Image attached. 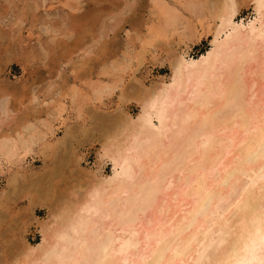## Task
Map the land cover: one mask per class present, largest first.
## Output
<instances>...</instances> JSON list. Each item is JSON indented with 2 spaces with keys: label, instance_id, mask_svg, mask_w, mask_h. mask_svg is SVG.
Masks as SVG:
<instances>
[{
  "label": "bare ground",
  "instance_id": "6f19581e",
  "mask_svg": "<svg viewBox=\"0 0 264 264\" xmlns=\"http://www.w3.org/2000/svg\"><path fill=\"white\" fill-rule=\"evenodd\" d=\"M107 1L105 5L110 6L106 7H112ZM219 1L213 14L217 22L210 48L196 57L182 50L170 63L167 82L161 80L158 87L144 86L135 91L133 97L140 110L134 121L124 109L111 121L89 110L94 124L90 122L88 126L85 120L77 127L68 124L63 132L67 139L63 141V135L62 140L56 137L53 147L45 139L54 135L52 125L42 123L41 128L25 113L31 112L26 107L32 98L36 99L30 86L20 83L0 87V112L5 115V119L0 116V171L21 160L32 150L33 143L40 142L41 151L51 148L45 157H56L52 161L56 163L55 171L70 169L77 174L78 169L72 172L70 164L78 161L81 154L72 143L83 145L95 134L101 156L97 170L102 163L111 162L109 174L94 170L81 172L78 177L70 175V171L67 174L71 177L65 176L63 170L59 174L58 170L47 172L54 167L51 163L53 166L41 175L35 173L39 182L34 175L10 172L0 192V223L4 213H10L16 205L19 210L23 206L30 218L35 217V209H46L45 220L34 218L39 226L37 244L26 239L25 224L13 220L12 227L6 225L9 230L19 225L21 230H16L21 247L18 252L14 250L17 256L10 248V257L21 258L23 264H264V0H253L255 16L246 25L232 20L238 0ZM154 6L163 14L166 26L176 21L178 13L172 7L157 0ZM117 11L123 18V11ZM133 14L128 12L129 16ZM121 17L117 20L121 21ZM83 26L79 34L76 32L78 37L91 29L87 22ZM162 33L160 28L150 27L145 42ZM53 44L52 49L59 45ZM83 44L77 43L79 49ZM101 48L98 45L97 51L101 50L99 55L103 57ZM140 50L135 53L138 63L143 59ZM62 55L60 52L57 57L63 59ZM55 71L58 72L53 66L50 75L54 76ZM107 80L92 85L94 96L90 99L101 100L102 94L117 87L123 78L118 75L116 80ZM70 95L74 98L73 87ZM14 112L20 115L11 117ZM65 177L71 178V184L67 180L63 188L60 182L66 181ZM5 236H0L2 242L11 243L15 238L11 237V241Z\"/></svg>",
  "mask_w": 264,
  "mask_h": 264
},
{
  "label": "rangeland",
  "instance_id": "374dc122",
  "mask_svg": "<svg viewBox=\"0 0 264 264\" xmlns=\"http://www.w3.org/2000/svg\"><path fill=\"white\" fill-rule=\"evenodd\" d=\"M90 1L0 0V87H5L8 85L12 86L14 84L20 83H25L28 85V87L30 86V89L32 90L31 94L34 93L33 95L36 99H33L31 97L33 103L31 104V101L28 105L29 108L26 107V110L30 109L31 112L27 110L25 113L29 114V121H31L33 124H37V126L41 128H43L42 123L47 122L52 125L54 135L49 134V136L45 139H48L47 143L53 145V147L56 137L59 140H62L64 136V128L68 124L73 125V127H77V124H79L82 120H85V124L89 126L90 122L94 120V117L92 118V121L90 119V114L92 111L94 112V114L99 116L98 118H101V116L105 115L104 117L107 116L106 120L110 118L109 121H111V119H114L115 114L117 115L118 113H121V111L124 109L128 112L130 119L134 121L140 110L139 104L133 97V94L135 95L136 93L135 91H140L144 86L149 88L158 87L161 84V80L167 82L171 75L170 63L174 61L176 56H179L182 50L186 51L187 54L185 55L189 57H196L199 53L210 48V40L212 39L215 22H217L216 18L213 15L217 10V0H157L166 3L169 7H172L178 13L176 21L167 26L165 24L163 14L158 9H156V6H154V1L156 0H118L120 1L119 4H115V2L117 3V0H109V3H111L112 6L110 8H108L110 4H107L108 7H106L107 5H105V3H108L107 0ZM92 2L95 6H97L95 8L97 14L93 9L95 6ZM98 3L102 9H108L107 15L106 12L104 14V10L99 9ZM112 4H115L116 8H114L120 10V12H124L126 10L129 12V15L133 14V12L135 14H133V16H129L128 12H122V16L123 18H125L123 21V18L119 15V11H112L114 9ZM193 5L196 8H193ZM122 8L123 10H121ZM131 9L133 12L131 11ZM108 11H111L113 13L109 14L111 12ZM86 14L88 15V17ZM73 15L75 16V18H73ZM79 15L80 17L78 21L76 20V17L78 19ZM89 16H91V20L89 19ZM254 16L255 11L253 9V0H238V9L232 16L233 22H241L242 24L246 25L249 21L253 20ZM94 17L95 19L98 18L99 21L97 20L96 22V20L93 19ZM119 17H121V21H119ZM68 18L70 22H68ZM81 19L83 23L81 22ZM72 20L74 24H71ZM84 20H86L85 24L87 22L88 27L91 28V31L89 30L88 32H83L85 35L83 34L82 37L85 36L86 38L84 39L85 42H83L85 43V45L82 43V41H84L82 40L83 38L81 36L78 37L79 35H77L79 34L81 28L84 27L83 25H85ZM77 21L78 24L76 23ZM99 22L101 25L99 24ZM53 23L55 25H53ZM57 23L60 26H58L59 30L57 27ZM47 26L49 27L47 28ZM80 26L81 28L78 30ZM100 26L101 29L99 28ZM105 27H110L111 29L109 28V30L108 28H106L105 30ZM150 27L160 28L163 33L154 38L153 41L147 43L145 41L148 38L147 34ZM92 28L95 29V35L91 34V32L93 33L94 31ZM112 30L113 32H110ZM53 31H55V33H58L56 34V36L60 37V42V39L57 38V40L56 36H54ZM59 31L61 32L59 33ZM93 35L94 37L92 38ZM108 38L109 40H107ZM156 39L158 42L156 41ZM56 42L59 43V45L57 47H55V45L54 47L62 52L63 59L61 58V56L59 58L57 57L58 54H60V52H58L59 50L57 51L55 48L52 49V46L54 45L53 43ZM60 43H62L64 47L66 46L68 50H66V48L64 49L62 47L63 45H60ZM77 43L83 44V46L80 45V48L82 47L81 49H79V45H77ZM102 44H104L103 49L101 48ZM76 45L77 48L73 49L72 47H76ZM98 45L99 48L103 50V57L100 56L101 50L99 49L100 51H97ZM140 46L146 50L141 51ZM43 48H45V51L42 52ZM107 49L113 50L110 51ZM65 50L68 51V54H66ZM139 50L140 56L141 58H143L142 62L140 63H138V61L135 59V53H137ZM94 52L98 55H95ZM107 52H110L108 53L110 56L107 55ZM44 55L45 57H43ZM54 55H56L55 59L58 67L57 64H54L55 59L52 58V56L54 57ZM94 56L95 61L93 62L92 58ZM42 60L44 62H42ZM85 60L88 64L90 63V67L89 65H86ZM48 62L52 67L48 65ZM110 65L114 66V68L110 67ZM53 66L58 70V72H54V76L50 75L49 73V71H52ZM88 68H91L90 72L87 71ZM45 69L49 70L47 71ZM59 74L61 75L59 76ZM118 75L123 78L122 83L117 82V87L112 89L110 92L103 93L101 96V100L89 98V96H94L92 85L95 82H98L99 80L105 81L106 79H108L107 81L110 82L111 79L116 80ZM39 76L41 78H39ZM71 87H73L75 90L74 98L70 97ZM18 88H20V86H18ZM45 88L48 89L46 90ZM35 92H37V96ZM123 94L127 95L125 96ZM54 99L57 100L55 101ZM37 106L38 108H41L39 111H37ZM32 107L36 110H33ZM1 108L2 101L0 99V109ZM12 109L13 107L11 106L10 110L14 111V109ZM58 110H62L61 112H59L60 114H58ZM33 112L35 113L33 114ZM18 113L16 115L15 112L14 114L11 113L10 116L17 117L18 115H20V112ZM0 116L2 117V119H5V115L3 114V112H0ZM92 123L94 124V122ZM96 136L97 134L89 137V140L84 141L83 145H77L76 142L72 143L75 150L81 155L78 161L70 164V168H72V172L78 169L80 173L78 172L76 174V172H74L73 175L70 169L67 170L65 168L67 171L61 169L66 172L65 176L69 175V173L67 174L68 171H70V175H73L74 177L78 174V176H81V172L94 170H96L97 173H111V162L109 160L105 163H102L101 167L98 169L99 171L97 170L101 156L98 149L99 142L97 141ZM65 137L66 136H64L63 141L67 139H65ZM40 145V142L33 143L32 150L27 155L22 157L21 160L17 159V162L9 164L7 167L4 166V168L0 171V192L6 184L7 175L15 170L18 171L17 173L23 172L29 175L31 174V177L34 175L37 179V182H39V179L37 178L36 174L39 176L42 171L45 172L46 168H49V166H53V164L51 165V163H54V167L49 168L51 170L47 169V172L55 171L56 163L52 161H56V157H45L51 151V148H44V150L41 151ZM63 146L64 145H62V147ZM57 152H59V149L57 150ZM62 152L63 150H61L60 148L59 154H61ZM57 170L55 171V173L57 172ZM61 170L59 169L57 173L59 174ZM43 174L45 175V173ZM33 179L34 178H30V180L32 181ZM65 179L66 181L61 180L64 181L63 183L60 182L61 185L63 184L61 186L63 188L64 183L67 182V180L69 181L68 184H71V178L65 177ZM23 204L24 203H19V205ZM75 205L77 204L75 203ZM18 208L19 206L17 205L16 207L13 206L12 210H10V213H4V215L9 219L4 216L3 222H1L4 225H0V229H3L2 231H0V236H5V234H7L6 236H8V233L10 232V237L5 236L4 239L7 238L8 240H11L13 236L15 237L13 238L14 240L12 239L13 241L11 240V243L6 242L7 240H3L2 242L1 239L3 237H0V264H23L21 258L16 257L14 259L10 257L12 252H9L10 248H12L13 254H16L15 256H17V252L21 247L20 240L18 239V237H16V234L21 231L19 229V225L25 224V227H27L26 239L28 241H30L32 244H37L40 242V235L38 232L39 226L36 224L34 218L36 217L39 220H45L46 209H35V217L30 218L29 213H27L25 209H22L24 208L23 206L20 207V210ZM0 212L2 213L1 210ZM14 214L16 217L14 216ZM13 220L16 222V224L18 222L19 225L16 229H14V226L13 229L11 228V230H9V227H12L13 224H15ZM6 225L9 227H7ZM17 239L19 241H17ZM1 243L4 244V247L6 248H1L3 247ZM6 243H9L11 247L10 245H6ZM12 243H14L13 247ZM18 243L20 246L18 245ZM7 246L9 249H7ZM3 250L7 253H3ZM14 250L17 252H15ZM33 264L40 263L33 262Z\"/></svg>",
  "mask_w": 264,
  "mask_h": 264
}]
</instances>
